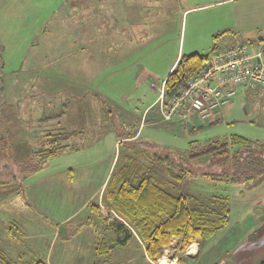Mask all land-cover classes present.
Returning <instances> with one entry per match:
<instances>
[{
  "label": "rangeland",
  "instance_id": "rangeland-1",
  "mask_svg": "<svg viewBox=\"0 0 264 264\" xmlns=\"http://www.w3.org/2000/svg\"><path fill=\"white\" fill-rule=\"evenodd\" d=\"M213 1L0 0V203L7 200L0 204V247L9 259L15 261L17 253L22 251L23 264L31 259L49 262L52 253L51 262L64 264L57 260L59 246L68 243L69 249L75 251L88 235L76 233L73 237L58 238L50 245V238L38 235L36 229L42 226L49 229L48 225L55 229L54 224L59 222L56 220L68 216L76 215L73 221L79 219L84 213V210L78 212L79 204L102 180L115 154L119 160L114 176L118 166L125 162L123 156L135 154L143 146L148 153L168 152L173 157L187 158L217 140H228L232 134L264 142V124L258 119L251 122L235 119L237 112L232 115L227 110L221 111L215 124L207 127L208 120L201 119L192 128L186 125L190 119L161 120L156 106L158 113L154 117L158 121L150 124L151 115L147 114L140 126L142 111L159 94L151 82L157 88L161 86L177 52L179 57L209 52L205 29L217 8L198 6ZM218 48L222 47L209 53ZM234 102L235 98L228 105ZM56 115L62 116L61 126L66 131L87 128L89 137L83 141L69 140L86 147L48 161L43 173L50 166L82 164L84 181L74 187H66L63 178L55 177L39 183L16 182L15 177L9 181L11 172L6 166L33 157L46 135L57 131L55 119L44 121L43 118H56ZM104 119L114 120L116 136L139 127L137 136L144 142L137 141L138 147L124 141L115 144L116 137L92 128L103 124ZM145 141L157 147L148 146ZM261 158L264 159V151ZM187 160L190 165L203 166L214 159L207 154ZM263 166L264 161L260 170L257 167L252 172L251 180L240 184L213 182L204 177L174 183L175 192L203 198L217 195L229 201L227 223L203 240L198 245V254L192 257L198 264H260L264 260ZM152 169L158 179H163L161 166ZM104 206L100 208L102 224L104 219L107 223L119 221ZM32 216L41 224L34 231L30 225L31 231L27 233L26 220ZM10 221L18 226L21 230L18 234L22 233L23 237L7 236ZM132 233L134 238L120 244L114 234L107 232L108 242L114 243L113 250L94 264H144L138 246L142 242L135 237L133 229ZM190 249L189 246L185 252L187 257L194 252V246L192 252ZM86 254L85 250L75 251L71 264H84L86 259L82 255ZM176 255V239H173L155 263L152 260L150 263L176 264Z\"/></svg>",
  "mask_w": 264,
  "mask_h": 264
},
{
  "label": "trees",
  "instance_id": "trees-1",
  "mask_svg": "<svg viewBox=\"0 0 264 264\" xmlns=\"http://www.w3.org/2000/svg\"><path fill=\"white\" fill-rule=\"evenodd\" d=\"M223 33L215 34L213 39ZM208 56L209 53L182 54L164 79V98L170 99L190 77L199 73L206 65ZM109 113L110 111L107 112L108 115ZM216 122L217 120L208 121L205 125L209 127ZM80 132L48 133L41 147L35 150L33 157L27 162L25 160L19 163L20 169L24 167L36 172L48 159L65 150L77 149L79 145L65 141ZM135 133L136 131L129 130L125 134L120 133L121 136L118 134L119 143L124 141L132 147H138L135 143L144 141L133 138ZM145 143L148 146L154 145L148 141ZM263 151L264 142L232 134L228 140H217L189 155L187 158L208 154L214 159L206 165L193 166L189 164L187 158L173 157L168 152L163 155L158 152L148 153L143 146L139 150L137 148L135 154L123 156L125 162L118 166L117 175L114 176L113 172L119 160L117 155L110 180L104 188L102 202L121 219L112 223H107L104 219L102 224L97 203L90 204V213L86 218V224L92 228L94 235L96 261L113 250L114 243L108 242L106 236L109 229L115 235L116 242L120 244L134 238L133 229L135 237L142 242L138 246L143 252L144 264L155 263L162 255L163 249L168 247L173 239H176V264H198L192 257H187L185 252L192 243L200 245L203 240L210 238L225 226L230 211L229 201L223 196L212 195L203 198L196 194L175 192L174 183L186 178L199 177L230 184L247 182L253 178L252 172L257 167L260 170L259 167L263 165L264 159L261 158ZM154 166L162 167L163 179L156 177L152 169ZM8 230L10 235H16L18 226L11 223ZM0 264H17V261L9 259L0 249ZM24 264L47 263L43 260H33ZM260 264H264V260Z\"/></svg>",
  "mask_w": 264,
  "mask_h": 264
},
{
  "label": "crops",
  "instance_id": "crops-1",
  "mask_svg": "<svg viewBox=\"0 0 264 264\" xmlns=\"http://www.w3.org/2000/svg\"><path fill=\"white\" fill-rule=\"evenodd\" d=\"M214 4H217L214 6ZM212 5V6H211ZM204 6H209L208 8H217L215 9L216 11H214L210 23L207 26V28L205 29L206 35H207V39H208V47H209V52L216 48V47H226V46H230L234 43H238V42H242V41H246V40H251L252 42H258V41H264V0H214L213 2H209L205 5H201L198 7H204ZM42 33H44V29L41 30ZM224 32L223 34L219 35L218 38H216L215 40L213 39V36L217 33H221ZM208 52V53H209ZM179 54L180 52H177V56L173 62V64L171 65L170 69L167 71V74L169 73V71L173 68L175 62L177 61V59L179 58ZM167 74L165 75V77L167 76ZM164 77V79H165ZM163 79V81H164ZM151 82V87L156 88L157 86H152ZM157 89V88H156ZM156 100H152L149 102V104L146 106V108L142 111L141 113V117H140V126L142 125V121L145 120V116L148 114H150V124H154L155 121H158L157 119H155V115H157V111H156ZM228 104H226L225 106H227ZM236 109H238L237 111H235ZM231 112L232 115H234V112H237L238 116L235 119H245L249 121H253L258 119L260 121V123L264 124V87H260L259 89H255V90H250L247 91L245 93H240L239 95L236 96L235 98V102L234 103H230L227 107H224L223 109L220 110H215L212 111L211 114L206 117V118H201L199 116H194L190 119V121L187 122V126L191 127V125L196 124L199 120L203 119V120H208V121H215L218 119L217 116L220 115L221 111H226ZM218 111V112H217ZM56 118H50L48 116L44 117L43 120L44 121H51L52 119L56 120L55 123V128L57 129V131L52 132V133H60V132H65L67 129H64L61 125L62 121H61V117L62 116H55ZM106 119L108 118V116H106ZM104 119V123L99 125L96 124L95 126H93L92 128L96 131H100L102 133H106V134H111L112 137H116V140L114 138V142L116 144L119 143V137L116 136V132L115 131V124L111 121L108 122V120ZM250 121V122H251ZM55 122V121H54ZM195 126V125H193ZM77 132L81 131L80 133L77 134L78 137H69L65 142L72 144L69 140H75V141H81L83 140V138L88 139V135L90 130H88L87 128L84 129H73ZM72 129L69 131H73ZM131 130L136 131L135 135L133 138H139L137 135L139 133V127L137 128L136 126H134ZM93 131V130H92ZM68 132V131H67ZM44 135V134H43ZM41 136V135H40ZM44 143V141L41 143V145ZM75 143V142H74ZM86 146H80L75 150H65L64 152L60 153L59 155L48 159L47 161H45L43 163V165L35 172L33 171H29L28 169H24L19 167V163L17 160L15 162L10 163L9 165H7L6 167L10 170L11 172V176L9 181H11L13 179V177H15L13 180H15L16 182L21 180H32V182H41L43 180L46 179H54L55 178H63L65 181V186L66 187H74V186H80V182L84 181L83 179L84 177V171H83V166L82 164H69L66 166H50V170L48 172H44L45 168L47 167L46 163L53 159H55L56 157L62 156L64 154L70 153V152H80V150H83ZM116 157L117 155L115 154L109 164L108 169L105 172V175L103 176L102 180H100L97 184L94 185L93 191L92 193L87 196L86 198L83 199V202H81L80 208L78 210L79 211H83L84 213L81 215V217L79 219H76L75 221L74 218L75 216H68L66 218H60L56 221L54 225H55V229H53L52 227H50L48 225L49 229H43L44 227L42 226L41 229H36L38 230V235H41L42 237H49L50 238V245H53L55 242H57L58 238L62 239L64 237H62L61 232L58 230V226H60V224L65 225L64 227L67 229V231H65L66 233H69L68 236L66 237H73L75 236L76 233L79 234H83V235H88L86 241L84 243H81V245H79V249H76L75 251H79V252H83L84 250L86 251V255H82V258L84 257L86 260H84V264H93L94 262H96V258H95V251H94V235L92 233V228H90V226L88 224H86V218L88 217L89 213H90V204L91 203H97L99 205V207H103V200H104V188L107 184V182L110 180V172H113L114 166H115V162H116ZM23 160H21L22 162ZM25 161V160H24ZM28 160H26L27 162ZM156 165V163H155ZM24 166V164L22 165ZM78 167L77 171L76 168ZM80 168H82V171L79 173ZM77 172V174H76ZM155 172V171H154ZM43 173V174H41ZM156 174V173H155ZM23 184V183H22ZM25 186V184H23ZM7 201V200H6ZM5 202H1L0 204L6 203ZM105 208H107V210L109 211H113L110 208H108L107 206H104ZM99 208V209H100ZM114 212V211H113ZM119 218V217H118ZM120 219V218H119ZM109 220V218H108ZM27 233H29L28 230L30 227V225H32V230L34 231V227L37 224H41L38 223L39 221H35L34 217H27ZM13 223L12 221H10L7 225V236L9 238H14L15 235H10V232L8 230L9 225ZM126 223V222H125ZM37 227V226H36ZM79 227V228H78ZM78 228V229H77ZM21 231L17 230V234L18 232ZM32 231V232H33ZM26 233V234H27ZM22 233L18 234V237L21 236L23 237L24 235H21ZM25 234V235H26ZM112 230L109 229V233L108 235H111ZM36 234H34L33 236L35 237ZM16 237V238H18ZM14 238V239H16ZM53 242V243H52ZM64 242V241H63ZM63 244V243H62ZM73 245V244H72ZM67 248H66V247ZM194 246V252L189 254L188 257H193L194 255L196 256L198 254L199 251V246L196 243H192L190 245V247ZM0 249L2 250V252L8 257V255L4 252V250L0 247ZM73 250L69 249V245L68 243H64V245H60L59 246V250H58V257L57 260L63 262L64 264H71L72 261H74V252ZM193 251V248L191 249V252ZM196 253V254H195ZM23 253L22 251L17 253V256L15 257V261L17 262H22L21 260L24 259ZM53 258L52 253L50 255V257L48 258L49 262H47L46 260L44 262H46L47 264H59L56 262H51V259ZM46 259V258H45ZM81 258L79 257L78 260H80ZM175 259V258H174ZM33 260H42V259H31L30 261ZM29 262V261H25L24 263ZM175 262V260H174ZM23 264V262H22ZM173 264V263H172ZM175 264V263H174Z\"/></svg>",
  "mask_w": 264,
  "mask_h": 264
},
{
  "label": "built area",
  "instance_id": "built-area-1",
  "mask_svg": "<svg viewBox=\"0 0 264 264\" xmlns=\"http://www.w3.org/2000/svg\"><path fill=\"white\" fill-rule=\"evenodd\" d=\"M260 87H264V41H242L209 53L204 68L170 99L164 98L162 82L156 104L161 120L185 122L194 116L206 118L238 94Z\"/></svg>",
  "mask_w": 264,
  "mask_h": 264
},
{
  "label": "water",
  "instance_id": "water-1",
  "mask_svg": "<svg viewBox=\"0 0 264 264\" xmlns=\"http://www.w3.org/2000/svg\"><path fill=\"white\" fill-rule=\"evenodd\" d=\"M59 231L61 232L63 237L68 236L69 233H66L67 229L65 227L59 226Z\"/></svg>",
  "mask_w": 264,
  "mask_h": 264
},
{
  "label": "bare ground",
  "instance_id": "bare-ground-1",
  "mask_svg": "<svg viewBox=\"0 0 264 264\" xmlns=\"http://www.w3.org/2000/svg\"><path fill=\"white\" fill-rule=\"evenodd\" d=\"M192 248H193V247H191V249H192ZM191 249H190V250H191Z\"/></svg>",
  "mask_w": 264,
  "mask_h": 264
}]
</instances>
